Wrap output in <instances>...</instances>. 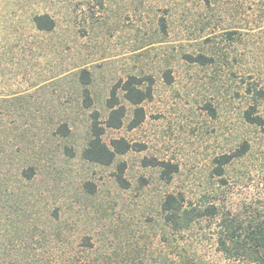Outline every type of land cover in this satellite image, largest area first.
I'll return each mask as SVG.
<instances>
[{
  "label": "rangeland",
  "instance_id": "374dc122",
  "mask_svg": "<svg viewBox=\"0 0 264 264\" xmlns=\"http://www.w3.org/2000/svg\"><path fill=\"white\" fill-rule=\"evenodd\" d=\"M36 14L53 16L55 31L38 33ZM230 31L239 32L232 41ZM201 52L220 59L212 67L183 59ZM84 68L93 77L91 109L80 103L76 73ZM130 75L155 80L146 119L129 129L134 107L119 92L125 125L103 139L134 147L110 166L87 162L91 112L105 122L112 86ZM250 85L264 88V0H0V95L28 94L14 124L3 120L23 138L21 153L8 155L13 181L22 162L38 159L34 179L15 183L29 205L0 208V264H257L219 251L216 222L177 232L162 212L174 195L187 205L216 202L229 218L264 219V127L245 119L255 105ZM258 111L264 117V99ZM61 124L68 137L53 134ZM244 142L249 152L226 166L222 182L214 159ZM152 158L179 171L167 180L144 164ZM122 162L127 188L116 179Z\"/></svg>",
  "mask_w": 264,
  "mask_h": 264
},
{
  "label": "trees",
  "instance_id": "16d2710c",
  "mask_svg": "<svg viewBox=\"0 0 264 264\" xmlns=\"http://www.w3.org/2000/svg\"><path fill=\"white\" fill-rule=\"evenodd\" d=\"M32 23L36 31L42 34L53 33L57 26V21L50 14H36L32 18ZM236 35H239L238 31H230L226 34L230 41L234 40ZM224 56L226 57L227 54ZM218 58L220 59L214 54L211 55L205 52L183 55V59L189 64L201 67L215 66L218 63ZM76 75L78 89L80 90L81 106L84 109H91L94 107L95 102L90 89V85L93 82L92 73L84 68L80 69ZM164 78L168 84L173 82L171 70L165 71ZM154 82L155 80L151 75L142 77L130 75L126 79H120L112 86L110 95L106 100L109 113L105 122H101L98 110L94 109L91 112V139L82 153L84 160L94 164L110 166L119 155H124L133 149V144L124 138L112 140L111 144H107L103 139V135L106 129H120L125 125L128 111L127 107L121 103L119 92H123L124 99L134 107V115L128 124L129 129H135L145 121L146 111L143 103L152 99ZM251 87V85L248 87V92L253 96L255 105L245 112V119L251 125L264 127V117L258 114L259 103L264 99V88ZM27 96V91L13 95H0V104L9 103L5 110L0 109V208L2 211L10 208L14 213L19 209L22 210L24 205H29L19 200L18 191L23 186L18 187L15 183L34 179L38 169V162L33 163L34 160L37 161L38 159L29 157L25 160V163L22 162L20 164V171L16 181H13L10 171H8L9 164L14 161L10 160L8 155L13 152L16 154L21 153L20 145L23 143L21 142L23 138L21 135L16 134L15 128H12L11 125L14 124V118L18 119L19 117L15 113L23 110L21 104L28 100ZM207 107L215 115L213 108L210 105ZM4 115L10 117L11 125L6 120L3 122L5 119ZM22 116L30 121L31 116L27 112L22 111ZM7 123L9 126L6 125ZM52 132L53 134L59 133L63 137H68L70 128L68 124H61L57 130L54 129ZM66 150L73 154L71 149L66 148ZM249 150V143L244 142L238 150L217 156L214 159V174L223 182L226 166L230 165L234 160L245 156ZM144 164L160 168L167 180L171 179L173 174L179 171L177 164L157 158L144 160ZM117 170V182L122 187H129V182L124 177L126 163H119ZM86 185L91 192H94V185L91 183ZM41 196L43 194L38 197ZM38 199H35L36 203ZM162 212L166 214V222L172 224L177 229V232L189 229L203 220L216 222L219 225L217 245L220 252H223L226 256L234 258L247 257L252 262L264 264V219L247 218L248 221H245L240 220L239 217L229 218L216 202L205 201L204 205H187L184 198L180 199V197L174 195H168L164 200ZM53 213L58 218V211L54 210ZM57 231L60 234L61 228H58ZM84 243L85 245H91L89 238H84ZM185 264H189V262Z\"/></svg>",
  "mask_w": 264,
  "mask_h": 264
}]
</instances>
